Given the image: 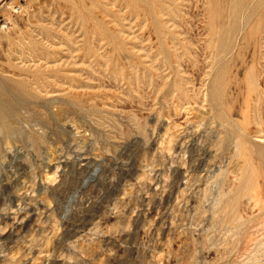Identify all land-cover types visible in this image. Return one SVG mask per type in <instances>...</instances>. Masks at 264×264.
Wrapping results in <instances>:
<instances>
[{"label": "rangeland", "instance_id": "obj_1", "mask_svg": "<svg viewBox=\"0 0 264 264\" xmlns=\"http://www.w3.org/2000/svg\"><path fill=\"white\" fill-rule=\"evenodd\" d=\"M0 110V264H264V0H0Z\"/></svg>", "mask_w": 264, "mask_h": 264}, {"label": "bare ground", "instance_id": "obj_2", "mask_svg": "<svg viewBox=\"0 0 264 264\" xmlns=\"http://www.w3.org/2000/svg\"><path fill=\"white\" fill-rule=\"evenodd\" d=\"M223 26V25H222ZM225 26V25H224ZM221 30H222V28H221ZM230 34V33H229ZM1 111V110H0ZM1 118H3V112L1 111L0 112V120H1Z\"/></svg>", "mask_w": 264, "mask_h": 264}]
</instances>
